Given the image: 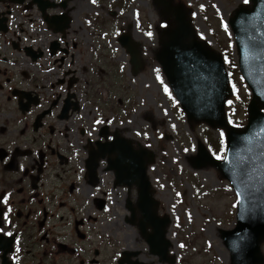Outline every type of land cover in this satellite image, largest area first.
Returning <instances> with one entry per match:
<instances>
[{
  "label": "flooded vegetation",
  "instance_id": "obj_1",
  "mask_svg": "<svg viewBox=\"0 0 264 264\" xmlns=\"http://www.w3.org/2000/svg\"><path fill=\"white\" fill-rule=\"evenodd\" d=\"M134 1L0 0V264H167L126 223L136 186L109 169L114 140L147 148L125 125L132 104L116 57L128 55L131 74L119 41L130 34L116 20ZM101 72L112 74L105 99L93 92Z\"/></svg>",
  "mask_w": 264,
  "mask_h": 264
},
{
  "label": "water",
  "instance_id": "obj_2",
  "mask_svg": "<svg viewBox=\"0 0 264 264\" xmlns=\"http://www.w3.org/2000/svg\"><path fill=\"white\" fill-rule=\"evenodd\" d=\"M153 2L166 20L173 21L172 27L160 31L155 57L186 121L224 131L223 159L214 158L197 140L196 153L188 162L196 171L215 168L236 196L235 225L230 230H219L229 262L264 264L260 248L264 242V0H249V5H239L227 20L238 71L251 94L246 106V124L242 128L231 126L226 117L225 102L232 91L222 55L198 38L190 11L184 5L174 4L172 0ZM119 41L130 54L132 74L136 75L142 67L138 44L132 43L129 36H122ZM113 142L108 146L119 147L116 149L118 160L109 169L119 185L128 188L135 185L137 189L135 205L127 200L130 219L126 223L133 225L137 221L150 252L160 262L175 264V256L168 255L172 243L165 237L171 220L167 215L158 216V202L152 196L146 175L148 164L154 162V154L141 146L133 152L129 141ZM104 147L99 145L93 154L94 161L91 166L88 164L92 170L107 152ZM135 210L139 218L135 217ZM147 229L152 232L146 233Z\"/></svg>",
  "mask_w": 264,
  "mask_h": 264
},
{
  "label": "rangeland",
  "instance_id": "obj_3",
  "mask_svg": "<svg viewBox=\"0 0 264 264\" xmlns=\"http://www.w3.org/2000/svg\"><path fill=\"white\" fill-rule=\"evenodd\" d=\"M172 1L190 11L200 39L223 57L229 52L234 65L226 57L225 65L234 86L233 116L244 126L250 92L237 70L236 52L227 20L239 5H249V0ZM131 8L133 12L127 10L121 19L118 20V15L116 20L118 26L131 35L134 43L141 44L143 52L142 67L136 75L132 72L127 74L128 55L121 50L116 54L124 66L120 74L124 80L121 93L132 104L125 125L132 129L134 139L154 154V162L147 174L155 190V198L160 202V215H168L171 219L167 233L172 243L171 253L176 256L177 264H230L219 230L233 228L236 197L215 168L196 171L188 162L196 153L197 140L206 146H214L224 137V132L212 130L202 123L186 122L155 61L159 33L163 28L173 26L172 19L166 20L153 0H135ZM111 58L108 56L109 62ZM111 75L101 72L94 76L93 92H97L101 99L106 98V89L110 87L106 80ZM107 98L110 107L114 97L107 95ZM240 101L245 104L243 109ZM125 232L133 233L131 227ZM260 248L264 257V242Z\"/></svg>",
  "mask_w": 264,
  "mask_h": 264
},
{
  "label": "trees",
  "instance_id": "obj_4",
  "mask_svg": "<svg viewBox=\"0 0 264 264\" xmlns=\"http://www.w3.org/2000/svg\"><path fill=\"white\" fill-rule=\"evenodd\" d=\"M223 55H224V60H226L225 59V57H226V58L229 59L230 63L234 65V62L231 61V59H230L229 52H226ZM228 75H229V73H228ZM229 82H230V86L232 88L233 96H234V86H233V84L230 81V76H229ZM233 100H234V97H232L231 99H229L226 102V114H227V118H228V121L230 122L231 125L236 126V127H240V126H242V123L240 121H238L236 118H234V116H233L234 115L233 114L234 110H233V106H232ZM244 105H245L244 102L240 101V106H242L241 109L244 108ZM207 130L209 132H211L209 129H207ZM207 146H208L209 151L211 152V154L214 157H216L218 159L223 157V155H224V146H225L223 137H221V139L219 141H216L215 144H214V146H211V145H208V144H207Z\"/></svg>",
  "mask_w": 264,
  "mask_h": 264
},
{
  "label": "snow or ice",
  "instance_id": "obj_5",
  "mask_svg": "<svg viewBox=\"0 0 264 264\" xmlns=\"http://www.w3.org/2000/svg\"><path fill=\"white\" fill-rule=\"evenodd\" d=\"M246 2H247V0H246ZM165 91H167V89H165Z\"/></svg>",
  "mask_w": 264,
  "mask_h": 264
}]
</instances>
